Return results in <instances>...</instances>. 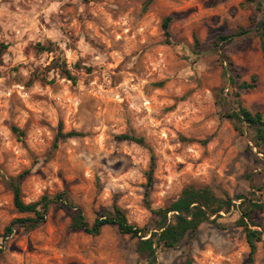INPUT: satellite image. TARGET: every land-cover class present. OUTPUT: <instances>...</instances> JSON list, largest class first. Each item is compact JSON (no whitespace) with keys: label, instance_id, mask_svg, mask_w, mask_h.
<instances>
[{"label":"rangeland","instance_id":"rangeland-1","mask_svg":"<svg viewBox=\"0 0 264 264\" xmlns=\"http://www.w3.org/2000/svg\"><path fill=\"white\" fill-rule=\"evenodd\" d=\"M168 16L172 45L164 44ZM263 18L264 0H0V170L12 178L27 172L25 203L66 192L89 224L117 206L130 224L155 230L151 210L188 185L232 198L255 190L264 205V163L225 115L238 92L246 109L264 116ZM238 28L248 33L212 50ZM58 60L75 83L61 76ZM230 63L235 86L224 74ZM242 82L254 87L240 89ZM60 124L81 135L53 149ZM122 134L145 146L118 140ZM72 214L51 209L44 224L15 225L5 237L7 226L29 215L16 211L0 179V264H145L137 239L113 226L97 236L73 230ZM238 217L222 213L223 228L203 224L178 249L158 248V263L245 264ZM254 222L262 231L254 264H264V211Z\"/></svg>","mask_w":264,"mask_h":264},{"label":"trees","instance_id":"trees-1","mask_svg":"<svg viewBox=\"0 0 264 264\" xmlns=\"http://www.w3.org/2000/svg\"><path fill=\"white\" fill-rule=\"evenodd\" d=\"M257 6L260 8L261 3L258 2ZM173 19L172 16H168L162 23L164 44L166 45L173 44L170 32V25ZM257 28L260 39V50L264 60V18L258 23ZM246 33H248L247 30L238 28L236 32L230 35L220 36L212 44V50L219 52L221 44L230 42L235 37H240ZM200 46L199 40L194 37L193 54H200ZM41 49L53 52L50 47H42ZM56 64L63 78L72 81V83L76 82V78L70 74L65 61L61 62V60H58ZM229 67V69H224V74L229 83L235 86L238 76H233V73H236L233 64L230 63ZM239 87L240 89L247 90L252 89L254 85L242 82ZM234 99L236 101V108L229 109L225 114L226 118L233 123L239 133L247 136L250 142L247 146L248 151L253 158L256 161L264 163V116L260 113H252L246 109L242 105L238 92H235ZM12 130L19 137L23 136V132L17 128H12ZM80 135L77 132L65 134L60 124L53 143V149L58 147L60 141L79 137ZM117 139L145 146V140L134 135L122 134ZM208 141L204 140L201 143L206 144ZM259 155H262V157ZM152 173L153 166L147 177L146 196L152 185ZM25 174L27 172L20 174L17 178H12L4 175L0 170V179L12 192L14 208L21 214L29 215L26 218L16 219L7 226L4 230L5 237L13 234L15 225L33 230L44 224L51 209L69 210L73 212L71 224L73 230L97 236L106 226L116 227L120 234L137 239L136 252L144 260L145 264H159L156 254L158 248L178 249L186 236L189 233L196 236L199 228L203 224H212L218 228H223V224L219 222L222 218V213L226 214L234 210L239 214L236 225L243 229L246 242L249 246V254L245 264L255 263L257 245L262 240V231L259 229L261 225L254 222V219L257 214L264 211V205L260 203L255 190H251L250 197L237 195L232 198L229 195H224V197L217 196L209 186L197 187L195 185H188L183 188L179 197L171 204L164 208L151 210L157 218V228L155 230H149L146 227L139 228L130 224L125 212L117 206H114L111 212L99 216L92 224H89L84 216L83 210L69 199L66 192H60L52 196L43 195L36 202L25 203L20 186V180ZM234 201L239 202V204L234 203ZM1 253L2 250L0 249Z\"/></svg>","mask_w":264,"mask_h":264}]
</instances>
